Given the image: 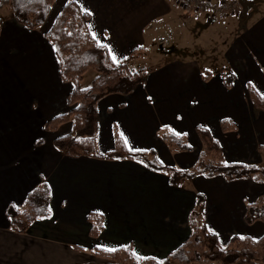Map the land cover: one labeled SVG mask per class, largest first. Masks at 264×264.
Masks as SVG:
<instances>
[{"label": "crops", "instance_id": "crops-1", "mask_svg": "<svg viewBox=\"0 0 264 264\" xmlns=\"http://www.w3.org/2000/svg\"><path fill=\"white\" fill-rule=\"evenodd\" d=\"M68 1L88 14L91 36L113 61L122 62L136 50L128 67L145 57L158 33L177 21L192 19L201 27L199 34L214 25L231 26L213 49L225 55L226 69L209 71L192 57H170L148 69L145 82L132 93L103 97L97 103L100 153L114 151L116 133L128 151L152 152L166 167L190 169L201 150L195 132L200 126L218 142L226 163L261 161L264 111L247 97V85L264 96V8L258 0H247V11L253 13L240 21L227 18L229 14L187 15L172 0H55L43 25L33 30L12 17L2 18L0 264H104L95 248L126 245L139 257L164 259L189 235L188 215L197 193L204 197L203 222L222 245L233 235L261 237L264 224L248 225L244 216L246 205L264 194V182L196 176L191 188L175 187L165 174L131 159L69 157L54 148L55 139L72 134V125L63 123L55 131L43 125L69 111L73 85L60 79L54 48L44 33ZM161 51L168 54L170 49ZM228 73L234 76L230 88L222 76ZM222 119L236 130L223 133ZM162 128L184 135L190 150L170 152L159 136ZM43 183L51 192L49 216L29 224L24 233L13 232L8 205L22 207L27 194ZM90 212L103 218L97 237L89 235Z\"/></svg>", "mask_w": 264, "mask_h": 264}, {"label": "trees", "instance_id": "trees-1", "mask_svg": "<svg viewBox=\"0 0 264 264\" xmlns=\"http://www.w3.org/2000/svg\"><path fill=\"white\" fill-rule=\"evenodd\" d=\"M55 0H0V10L8 7L11 17L28 29H37L45 22ZM88 14L82 12L74 1H68L61 8L52 26L44 37L53 46L59 67V76L63 82L71 83L73 89L67 96L69 111L46 121V131H55L70 122L72 134L54 140L53 146L69 157L89 156L106 160L131 159L152 171L167 176L171 186L186 187L196 176L212 178L222 176L226 181L250 179L264 182V166L255 164H233L223 160L218 142L204 127H196L195 132L201 143V150L195 164L190 169H177L161 164L152 152H131L123 145L115 133V149L109 153H100L96 145L98 129L97 103L110 94L128 95L145 82L147 70L131 72L127 62L135 56V51L126 60L115 62L107 48L98 44L87 28ZM2 17L0 15V24ZM92 69L95 77L87 88H81L83 75ZM208 75V74H207ZM205 74L204 79H207ZM226 88L231 87L233 74H222ZM247 97L252 106L264 111V96L247 85ZM223 133L235 131V125L227 120L220 121ZM159 136L170 152L189 151L190 146L184 135H177L169 128H162ZM264 155V145L258 147ZM51 192L46 183L32 189L26 196L22 207L8 205L6 217L10 229L15 233H24L34 221L47 218L50 211ZM204 197L197 193L195 204L188 215L189 235L185 241L164 259L139 257L126 245L114 250L95 248V256L104 260V264H264V234L253 239L248 236L233 235L225 245L218 236L203 222ZM87 220L90 224L89 235L97 237L103 229V218L90 212ZM246 224L255 221L264 224V194L253 204L246 205L244 216Z\"/></svg>", "mask_w": 264, "mask_h": 264}, {"label": "rangeland", "instance_id": "rangeland-1", "mask_svg": "<svg viewBox=\"0 0 264 264\" xmlns=\"http://www.w3.org/2000/svg\"><path fill=\"white\" fill-rule=\"evenodd\" d=\"M228 5H234L235 11L233 14H229L227 18L234 21L242 20V18L251 17L253 10L250 12L245 11L244 8L239 4V0H223ZM247 1V0H246ZM259 1V8H264V0ZM187 15H197L189 14ZM0 15L2 18L11 17V11L8 7H4L0 10ZM186 21V20H185ZM201 27H199L195 21L189 19L186 23L177 21L171 24L170 29L161 31L154 39V47L151 51L146 52L145 57H140L134 64H130L128 67L131 72H137L140 69H154L159 64L165 63L170 60V57H192L200 67H206L209 71H219L221 68L226 69V57L224 54H217L214 52L215 46H220L225 38V34L231 29V26H226L221 29L218 25H214L209 29L199 34ZM223 37L221 39L220 37ZM162 48H169L170 52L168 54H162ZM172 48V49H171ZM193 49L192 52L195 54H190L188 49ZM195 50V51H194ZM192 55V56H191ZM191 59V58H190ZM95 77V72L89 69L83 76L81 82V88H87L91 85L93 78ZM261 161L257 164L264 166V155H260ZM186 170V169H185ZM188 188L192 187V184L187 183ZM172 264H177L173 262Z\"/></svg>", "mask_w": 264, "mask_h": 264}, {"label": "built area", "instance_id": "built-area-1", "mask_svg": "<svg viewBox=\"0 0 264 264\" xmlns=\"http://www.w3.org/2000/svg\"><path fill=\"white\" fill-rule=\"evenodd\" d=\"M180 5L186 13L198 14L209 12L214 15L233 14L234 5H228L223 0H172Z\"/></svg>", "mask_w": 264, "mask_h": 264}, {"label": "water", "instance_id": "water-1", "mask_svg": "<svg viewBox=\"0 0 264 264\" xmlns=\"http://www.w3.org/2000/svg\"><path fill=\"white\" fill-rule=\"evenodd\" d=\"M239 4L244 8L245 11L248 10V3L246 0H240Z\"/></svg>", "mask_w": 264, "mask_h": 264}]
</instances>
